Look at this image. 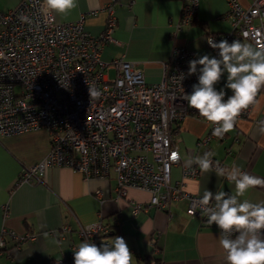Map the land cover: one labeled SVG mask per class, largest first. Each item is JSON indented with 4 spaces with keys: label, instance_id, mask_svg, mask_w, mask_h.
<instances>
[{
    "label": "built area",
    "instance_id": "obj_1",
    "mask_svg": "<svg viewBox=\"0 0 264 264\" xmlns=\"http://www.w3.org/2000/svg\"><path fill=\"white\" fill-rule=\"evenodd\" d=\"M119 1L109 0L105 28L99 35L86 29L90 12L75 21H57L54 13L42 14L43 0H20L14 7L0 9V136L40 128L50 132L49 152L23 170L21 182H42L49 166L71 167L86 179L108 178L114 173L119 196H127L132 187L147 190L151 193L147 205L158 208L186 198L187 213L207 219L198 203L202 196L186 191L182 181H171L172 167L181 161L173 122L191 113L199 115L183 99L198 83L200 66L195 74L188 75V70L189 61L199 56L195 50L175 45L164 63L163 78L155 83L148 82L131 60L118 57L105 61L102 52L115 40L114 10ZM228 4L233 29L208 34L207 40H240L264 47V0H254L249 7L238 0H228ZM198 6L199 0H182L178 29L194 21ZM22 14L33 23L21 22ZM211 50V57H217L218 50ZM89 86L100 95L91 98ZM251 109L242 112L237 122ZM209 126L198 146L216 138ZM199 171L197 165L185 166L183 177H196ZM100 193L98 190L97 195ZM132 202L134 213L145 206ZM4 210L7 215L9 205ZM106 228L97 220L82 225L79 233L84 241L99 247V235ZM5 233L16 243L36 237L32 232L22 235L4 227ZM4 244L2 235L0 246ZM57 263L74 264V252Z\"/></svg>",
    "mask_w": 264,
    "mask_h": 264
},
{
    "label": "crops",
    "instance_id": "obj_2",
    "mask_svg": "<svg viewBox=\"0 0 264 264\" xmlns=\"http://www.w3.org/2000/svg\"><path fill=\"white\" fill-rule=\"evenodd\" d=\"M19 1L0 0V9L14 7ZM253 1L238 0L244 7ZM108 2L77 0V7L68 15L54 16L57 21H75L90 12L86 29L99 35L105 28ZM181 9L182 0H120L114 10L115 40L105 46L102 58L131 60L148 82L155 83L163 78L164 63L175 45L195 50L199 57L206 54L211 57L214 52L207 43V35L233 29L228 0H199L194 21L178 29ZM226 82L225 72L216 89L224 88ZM225 92L226 99L231 90L225 88ZM258 99L261 100L259 111L252 108L232 131L222 139L214 138L208 145L198 146V140L210 127L204 118L191 113L174 121L173 136L181 161L172 167L171 181H182L186 191L200 196L205 189L214 194L220 190L234 192V185L214 172L200 169L196 177H183L185 161L209 151L224 167L236 164L249 174L264 177V135L257 130L258 121L264 120V89ZM50 148L51 135L45 128L0 136V238L3 235L5 241L0 246V264H57L69 259L84 241L80 227L97 220L107 227L99 239L111 243L116 236L123 237L134 256L132 264L153 261L154 264H226L218 226L208 225L202 215H189L186 198L171 201L167 208H158L147 205L151 200L147 190L132 187L127 196H119L114 173L108 178L86 179L68 166H49L42 182H21L23 170L44 158ZM241 199L253 203L264 201V188L250 189ZM132 201L145 206L134 213ZM5 205H9L7 215ZM4 227L22 235L32 232L36 237L16 243L13 236L2 234Z\"/></svg>",
    "mask_w": 264,
    "mask_h": 264
},
{
    "label": "clouds",
    "instance_id": "obj_3",
    "mask_svg": "<svg viewBox=\"0 0 264 264\" xmlns=\"http://www.w3.org/2000/svg\"><path fill=\"white\" fill-rule=\"evenodd\" d=\"M76 7L77 0H43L41 12L66 16ZM19 19L29 25L33 23L24 14ZM207 42L218 50L219 58L206 54L189 61L188 75L197 73V66H200L198 83L192 86L191 94L183 95V99L213 126L212 135L222 139L234 129L242 112L249 108L260 110L258 96L264 89V47H254L240 40L229 43L224 39L217 43L209 38ZM225 72L227 82L224 88L217 90L215 85ZM225 88L232 92L227 99ZM89 94L94 98L100 92L89 86ZM257 130L264 135V120L258 121ZM213 155L209 151L185 161L186 166L195 164L202 171L214 172L234 185L231 194L223 190L215 194L204 190L198 203L207 218L206 223L215 224L221 230L218 240L225 252L226 264H264V201L253 203L241 199L250 189L264 188V177L249 174L236 164L223 167L219 161L214 162ZM174 158L178 159L179 154ZM73 252L74 264H132L134 258L120 236L111 243L102 242L99 247L83 241Z\"/></svg>",
    "mask_w": 264,
    "mask_h": 264
},
{
    "label": "trees",
    "instance_id": "obj_4",
    "mask_svg": "<svg viewBox=\"0 0 264 264\" xmlns=\"http://www.w3.org/2000/svg\"><path fill=\"white\" fill-rule=\"evenodd\" d=\"M58 264V263H57Z\"/></svg>",
    "mask_w": 264,
    "mask_h": 264
}]
</instances>
